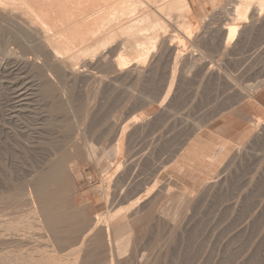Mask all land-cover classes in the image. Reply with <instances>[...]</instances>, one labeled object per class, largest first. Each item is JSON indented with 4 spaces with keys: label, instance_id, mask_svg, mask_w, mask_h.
Here are the masks:
<instances>
[{
    "label": "rangeland",
    "instance_id": "obj_1",
    "mask_svg": "<svg viewBox=\"0 0 264 264\" xmlns=\"http://www.w3.org/2000/svg\"><path fill=\"white\" fill-rule=\"evenodd\" d=\"M241 1L188 0L190 8L157 16L165 38L183 39L190 58L175 62L159 42L155 61L148 45L127 43V66L151 55L135 80L117 74L115 55L109 69L100 64L108 71L91 69L93 82L71 83L62 69L56 77L35 40L0 21V264H264V118L236 101L264 82V16L240 24L225 49L223 29ZM189 27L194 44L184 36ZM72 36L77 43L80 33ZM16 57L40 69L20 68ZM117 143L111 163L102 153ZM89 146L101 160L88 157ZM34 184L44 204L48 195L51 225L35 213ZM105 216L113 258L104 233L91 232Z\"/></svg>",
    "mask_w": 264,
    "mask_h": 264
},
{
    "label": "bare ground",
    "instance_id": "obj_2",
    "mask_svg": "<svg viewBox=\"0 0 264 264\" xmlns=\"http://www.w3.org/2000/svg\"><path fill=\"white\" fill-rule=\"evenodd\" d=\"M182 3L184 4L183 6L190 8L188 0H0V21L13 22L14 24L19 25L20 27H22V30H24L25 34L29 38L34 39L40 45L42 53H43V55L45 57L46 72H48V73L50 72L52 75H54L56 77H58V74H57V72L55 70L62 69L63 73H64V76L69 81L70 80L71 81L72 80H74V81L80 80L81 81L83 78H88V77L91 78V76H93L95 78V76L93 74L94 72H91V69H93L94 67H96V68H94V70L97 69L98 68V64H99V68H103L104 67V65H101V67H100V64H105V65L108 64V63L110 64L111 61L113 60L112 56L115 55L116 56L115 61H112V63L114 62V66L116 65L115 68H117V69H115V70H117L116 71L117 74H119L121 76L122 75H125L127 77L129 76V77H132L131 79L135 80L137 77L141 76L142 72L144 73V71H142L143 69L140 70L139 67L147 66V58L149 56L151 57V55H149V56L148 55H143L145 58H143L142 62H141V59H139V58H138L139 60H136V61L134 60L132 62V65H134V66L133 67L131 66L132 67L131 68V67L127 66V63H126V60H127L126 56L131 51V48L129 49V51H126L125 47H127V43H129L131 45L130 47L137 48V49H139V48H141V49L144 48L145 49L146 46L148 45L150 47L151 51L149 53H146V54L153 53V56H154V53L158 51L157 47H158L159 42H160L161 43L160 44L161 48L162 47H166L171 52V54L173 53L172 56L174 57L175 60H177L175 62H179V61L184 60L186 58V56H187L186 52L188 51V48H187L188 46L186 47L185 42H184L183 39H180L179 41H171L170 39H173V38H170V39L167 38L166 39L165 37H166V34H168V29L169 28H168V26H166L165 22L162 21V19L165 16L168 17L169 14L172 15V10H173V14H174L175 13L174 12L175 9H178L179 6L182 7ZM255 4H257V5H255ZM21 5H23V8H19ZM255 6H257V9H254ZM181 7H180V9H181ZM185 7H183V8L185 9ZM184 9H181V10L183 11ZM165 11L167 12V15H165L166 14ZM236 11H237L236 12L237 13V16H236L237 20H233L234 21L233 23L227 25V27H224V29H223V30H225V36H224L225 49L229 48L230 44L232 45V43L236 40L237 36L239 35L240 24H242V23L246 24L250 18H254V17L255 18H261L262 16H264V0H243V1H241V4L238 6ZM164 12H165V14H164ZM180 12L181 11H179L178 13L180 14ZM36 14L37 15L39 14L40 17L42 16L43 19L46 17V20L48 19V21H49V19H50V21L49 22L47 21L48 23L45 21L46 22L45 23L44 22L45 19L43 21L40 20L39 16L36 17ZM224 15H226V14H224ZM157 16H160V17H163V18H160V17L158 18ZM166 18H164V19H166ZM169 18H171V17H169ZM170 21H171V19H170ZM167 22H169V19L167 20ZM170 24H172V23H170ZM179 32H180V30H179ZM185 32H184L185 33L184 34L185 38L190 40V42H191V40H193L192 39L193 31L189 27V28H187V31H185ZM66 33L67 34L69 33V34H71L73 36H76L77 34L79 35V33H80V36L78 38L79 41L77 43L70 42V40H69L70 38L69 37H68L69 39L65 38L66 37ZM160 34L163 35L161 37L162 39H160ZM171 37H173V36H171ZM210 38H211V36H210ZM192 44H194V43H192ZM149 47H147V48H149ZM179 47H181V50L178 49ZM196 48H197V46H196ZM144 49H143V51H144ZM121 50L126 51V53L128 52L127 54L125 53L126 56L124 55V52H123V54L121 53ZM14 51H16V50H14ZM147 51H149V50H147ZM225 51H227V50H225ZM198 52H199V49H198ZM163 53L164 52H162L160 54L163 55ZM194 54H195V51H194ZM13 56H15V54ZM158 56H160V55H158ZM17 57H16V59H17ZM133 57H135V56H133ZM20 58L22 59L24 57H20ZM187 58L189 59L190 55H189V57L187 56ZM13 59L15 60V58H13ZM21 59L15 60L17 62L18 67L19 66H20V68L21 67H23V68L24 67H36V68L38 67L40 69V67H39L40 64H39V62H37V60L30 59V58L29 59H25L24 58L22 60ZM153 59L154 58H152L151 60H153ZM157 60L158 59H156V57H155V61H157ZM212 60H215V59H212ZM15 63H13L12 65H15ZM148 63H149V61H148ZM128 64H131V62L130 63L128 62ZM192 65H194V63ZM106 66L104 67V69L106 68ZM109 66H107V68ZM110 68L112 69V66ZM211 68H214V67H211ZM43 69H45V68H43ZM41 70H42V68H41ZM105 70H107V69H105ZM115 70H112V71L114 72ZM210 70H212V69H210ZM213 70H216V68L213 69ZM37 71H39V70H37ZM18 72H19V70H18ZM101 72H104V71L102 70ZM60 73H61V71H60ZM110 73H111V71H110ZM145 74H146V72H145ZM99 76H100V74H99ZM106 76H108V73H107V75L105 74V77ZM96 77H97V75H96ZM120 77H118V78H120ZM122 77L124 78V76H122ZM94 78H91V80L92 79L95 80ZM106 78H104V80ZM111 78H114V77H111ZM123 78H121L122 81H123ZM110 79H108V81ZM114 79L116 80L117 78H114ZM46 80L47 81H51L50 76L46 77ZM93 80L91 82H93ZM118 80L120 81V79H118ZM34 81H36V80L34 79ZM40 81H41V79H40ZM122 81H120V82H122ZM77 82H79V81H77ZM97 82H99V78H98ZM71 83H74V82L72 81ZM80 83H82V82H80ZM94 83H95V81H94ZM108 83H110V82H108ZM106 84H107V82H106ZM110 84H112V83H110ZM91 85H93V84L91 83ZM141 85H142V82H141ZM103 87L105 88L106 86H103ZM98 88H99V86H98ZM112 88H113V86H112ZM109 89H111V87ZM114 89H113V91H114ZM107 90H108V88H107ZM246 90H248V89H246ZM255 90L257 91V88H251L247 92L252 97V94L253 95L255 94ZM34 91H35V89H34ZM102 91L103 90H102V87H101V92ZM97 92H98V90H97ZM120 92H121V90H120ZM95 93H96V91H95ZM107 93H109V92H107ZM99 94H100V92L98 93V95ZM247 97H248V95H247ZM95 111H97V109H95ZM95 111H93V112H95ZM137 123H138L137 119H135L134 121L131 122V125H133V128L137 127V126L134 127V125L135 124L137 125ZM135 130H137V129L135 128ZM123 131H124V129H123ZM122 135H123V132H122ZM128 139H130V138H128ZM153 141H154V139H153ZM154 146H155V144H154ZM89 150H90V154L88 155V157L89 156H93L96 159L97 156L95 157L94 148L92 146H89ZM95 150H98V149H95ZM106 150H105V152L102 153V154H104L103 158L107 157V158H110V161L111 160L114 161L121 154V144L117 143L114 146V148H111L108 152ZM146 150H148V149H146ZM128 151H129V149H128ZM130 154H131V151H130ZM96 155H97V153H96ZM140 156H142V155H140ZM100 158H102V156ZM100 158H98V159H100ZM135 158H136V155H135ZM135 158H132V159H135ZM91 159L92 158H89V160H91ZM98 159H96V161H98ZM137 159H138V156H137ZM75 160H76V158H75ZM112 161H111V163H112ZM135 161H139V160H135ZM129 162H131V161H129ZM132 162H134V161H132ZM110 165H112V164H110ZM128 166H129V164H128ZM122 167L124 168L125 166H122ZM108 169H106V171H104V172H107ZM131 171H133V170H131ZM119 172L121 173V171H119ZM157 176H154V177H157ZM62 179H64V178H62ZM60 182H61V179H60ZM151 182H152V180H151ZM157 183H159V180L156 182V184ZM167 184L168 183H166L165 186H167ZM133 186H135V184ZM127 188H129V187H127ZM32 189H33L34 196L33 195H31V196L35 198V199L33 198L34 201L35 200L37 201L38 208H36V209H39V211L37 210L35 213L42 217V219H43L42 221L45 224V226H46V224L47 225H51L52 224V219H51V213L52 212H51V209H50V206H49V203H48L49 198H48L47 193H45L46 194V204H44V201L40 199V191L35 187V184H34ZM129 189H131V188H129ZM132 190H133V187H132ZM126 191L129 192L128 190H126ZM140 191L142 193L144 190L142 191L140 189ZM140 191L138 189L137 192H140ZM133 193H131V194H133ZM123 194H125V193H123ZM134 194H136V192ZM127 196H129V195H127ZM34 201H33V203H34ZM131 202H133V201H131ZM139 202H141V201H139ZM139 202L137 201L136 204H138ZM149 203L150 202H148L147 204H149ZM147 204H145V205H147ZM138 205H139V207H141L140 203ZM128 206L130 207L132 205L129 204ZM142 208L145 209L143 205H142ZM138 210H141V208H139ZM124 211H126V210H124ZM124 211L122 210V213H124ZM135 212H137V211H135ZM138 212L140 213V211H138ZM122 213L120 212L118 214H122ZM132 216H134V215H132ZM130 218H131V216H130ZM127 219H128V217L126 218V220ZM111 221H112V217H107V216H105V217H97L95 219V223H94V226H93L91 232L94 233L96 230H98V232L100 231V232L104 233L105 239H106L109 251H110V257L113 258V239H112V231H111V225H110ZM57 226H59V225H57Z\"/></svg>",
    "mask_w": 264,
    "mask_h": 264
},
{
    "label": "crops",
    "instance_id": "obj_3",
    "mask_svg": "<svg viewBox=\"0 0 264 264\" xmlns=\"http://www.w3.org/2000/svg\"><path fill=\"white\" fill-rule=\"evenodd\" d=\"M253 88H257V91L255 90V94H252V97L247 92L245 96H240V98L236 99V101L242 103L240 106L241 110L248 109L251 116L257 117L259 119L264 118V82L258 87Z\"/></svg>",
    "mask_w": 264,
    "mask_h": 264
}]
</instances>
